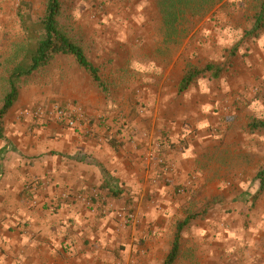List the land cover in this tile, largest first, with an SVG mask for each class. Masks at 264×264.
I'll use <instances>...</instances> for the list:
<instances>
[{
  "label": "crops",
  "instance_id": "obj_1",
  "mask_svg": "<svg viewBox=\"0 0 264 264\" xmlns=\"http://www.w3.org/2000/svg\"><path fill=\"white\" fill-rule=\"evenodd\" d=\"M68 63L37 71V82L20 91L2 119L0 264H163L178 223L189 216L197 199L206 196L205 184L212 176L200 144L212 137L211 124L216 122L209 103L216 105L223 96H183L178 90L181 80L175 91L158 95L164 87L160 85L154 101L162 106L176 97L197 102L199 115L188 116L184 107L174 123L147 132L138 120L125 123L127 111H122L121 101L129 100L128 93L114 100L77 62ZM200 84L198 80L190 88L198 91ZM72 105L88 113L91 136L29 113L38 107L51 111ZM162 113L170 118L169 111L156 110L154 115L161 118ZM163 132L177 142L170 149L175 169L166 176L146 159L147 149L156 146ZM180 186L189 191L182 200L175 196ZM239 194L242 198L246 190ZM232 200L226 209L208 210L200 216L204 220L183 228L174 264H264L260 255L255 260L249 252L254 248L248 243L249 229L239 224L242 213ZM128 209L136 220L125 227ZM259 220L263 228L264 218ZM240 248L250 254H239Z\"/></svg>",
  "mask_w": 264,
  "mask_h": 264
},
{
  "label": "rangeland",
  "instance_id": "obj_2",
  "mask_svg": "<svg viewBox=\"0 0 264 264\" xmlns=\"http://www.w3.org/2000/svg\"><path fill=\"white\" fill-rule=\"evenodd\" d=\"M22 1L32 5L33 16L45 11L46 0H0V63L7 60L9 68L13 64L9 60L19 61L23 54L24 35L16 14ZM263 2L224 0L199 24L195 35L173 44L166 40L157 0H64L65 22L72 25L75 36L99 68L109 96L114 95L116 100L118 95L128 93L130 97L127 102L121 101L122 111H127L125 123L138 120L147 132L154 131V127L160 129L163 123H174L184 107L188 116L199 115L197 102L185 98L184 102L176 97L164 106L154 101V91L160 85L164 87L157 91L158 95L175 91L188 64L200 67L209 62L222 64L236 51L218 80L207 73L198 79L201 82L198 91L189 88L183 92V96L198 92L223 96L215 100L216 105L209 103L208 109L215 111L210 116H215L216 122L211 124L214 126L212 137L200 144L212 179L205 184V198L194 202L189 215L203 213L208 201L216 197L220 204L210 211L222 210L234 197L232 201L238 202L242 213L239 224L249 229L248 243L254 246L249 252L255 260L258 255L264 259V226L260 228L259 220L264 218L261 215L264 193L257 194L259 184L255 180L257 172L264 168V128L252 131L250 124L254 120L264 122V29L255 36H246V32L253 28ZM70 61L75 60L65 57L55 64H70ZM36 72L22 80L21 90L37 82ZM6 74L0 64V101L6 89L3 78ZM149 91L153 93L151 98ZM156 110L169 111L170 118H165L163 113L161 118H156ZM158 137L169 141V149L176 148L177 142L169 132ZM182 188L184 191L179 192ZM242 189L247 194L243 199L239 194ZM188 193L186 186H180L175 196L184 199ZM201 220L204 219L192 221ZM166 241L162 243L163 251L167 249ZM249 252L241 248L238 251L239 254Z\"/></svg>",
  "mask_w": 264,
  "mask_h": 264
},
{
  "label": "trees",
  "instance_id": "obj_3",
  "mask_svg": "<svg viewBox=\"0 0 264 264\" xmlns=\"http://www.w3.org/2000/svg\"><path fill=\"white\" fill-rule=\"evenodd\" d=\"M223 1L157 0L166 40L173 44H180L190 35H195L199 24L212 15L216 7ZM32 12V5L22 1L16 13L24 35V45L21 48L22 58L19 61L9 60L8 63H13L10 68L6 66L7 60L0 63L2 70L7 72L6 75H3L6 89L0 101V127L2 119L19 98L22 80L33 75L36 71L54 64L60 56L75 60L88 73L96 87L104 95L109 96L107 83L103 80L99 68L91 61L85 45L75 36L72 25L65 22L66 5L64 0H46L45 11L42 15L33 16ZM263 29L264 2L253 28L246 32V36H255ZM235 55L236 51L233 50L230 53V58L222 64L209 62L202 67L188 64L179 83V94L188 90L201 76L207 73H211L212 79L218 80L230 63L231 57ZM250 128L252 131L263 129L264 122L254 120L250 124ZM109 141L111 142L112 139ZM255 180L259 182L257 194L264 193V168L257 172ZM218 198L208 201L203 213L191 214L184 221L178 223L172 249L163 264H174L180 253L183 228L192 220L203 216L202 214L212 207L219 205ZM246 201L249 199L246 198Z\"/></svg>",
  "mask_w": 264,
  "mask_h": 264
},
{
  "label": "built area",
  "instance_id": "obj_4",
  "mask_svg": "<svg viewBox=\"0 0 264 264\" xmlns=\"http://www.w3.org/2000/svg\"><path fill=\"white\" fill-rule=\"evenodd\" d=\"M35 116H45L48 119L54 120L65 127L75 130H80L86 136H91L90 121L88 113L75 106L61 107L55 106L51 111H45L43 107H38L35 110L29 112ZM170 143L168 140L161 137L158 138L156 146L148 148L146 151V159L157 171H161L165 176L172 173L175 169V164L171 158ZM154 184L158 183V179H153ZM184 188L179 189V192H183ZM136 220V214L132 209H128L125 212L123 219V226H132ZM120 264H132L129 262H121Z\"/></svg>",
  "mask_w": 264,
  "mask_h": 264
}]
</instances>
